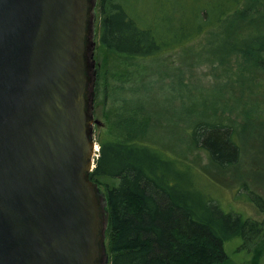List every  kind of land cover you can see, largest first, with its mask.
I'll return each instance as SVG.
<instances>
[{
  "label": "water",
  "instance_id": "95a60500",
  "mask_svg": "<svg viewBox=\"0 0 264 264\" xmlns=\"http://www.w3.org/2000/svg\"><path fill=\"white\" fill-rule=\"evenodd\" d=\"M97 0H0V264H109L94 168Z\"/></svg>",
  "mask_w": 264,
  "mask_h": 264
},
{
  "label": "trees",
  "instance_id": "16d2710c",
  "mask_svg": "<svg viewBox=\"0 0 264 264\" xmlns=\"http://www.w3.org/2000/svg\"><path fill=\"white\" fill-rule=\"evenodd\" d=\"M178 3L175 40L159 36L157 23L143 26L131 18L123 0H99L100 46L118 56L146 58L214 32L226 36L218 49L239 53L264 81V0H204L189 7L188 16ZM225 128L202 122L192 129L194 147L217 168L239 155L235 132ZM97 143L89 178L107 200L109 264H236L223 249L234 238L247 254L242 264H264V223L222 212L198 185L191 165L144 142L138 130L123 137L100 133Z\"/></svg>",
  "mask_w": 264,
  "mask_h": 264
},
{
  "label": "rangeland",
  "instance_id": "374dc122",
  "mask_svg": "<svg viewBox=\"0 0 264 264\" xmlns=\"http://www.w3.org/2000/svg\"><path fill=\"white\" fill-rule=\"evenodd\" d=\"M178 1L188 16L189 7H201L204 0H196V4L194 0H172L168 4L163 0H123V3L128 15L139 19L141 25L157 23L159 36L176 40ZM98 2L92 29L97 72L92 109L97 121L92 127L97 147L94 162L100 133L123 137L127 131L138 130L144 142H151L191 165L199 176L198 185L222 212L264 223L262 76L249 69L239 53L218 49L226 36L214 32L146 58L108 53L100 46ZM161 16L164 19L160 20ZM202 122L227 125V132H235L233 142L239 155L233 164L214 167L207 154L194 147L192 129ZM240 245V238L223 245L236 264L247 259Z\"/></svg>",
  "mask_w": 264,
  "mask_h": 264
},
{
  "label": "flooded vegetation",
  "instance_id": "af4514ba",
  "mask_svg": "<svg viewBox=\"0 0 264 264\" xmlns=\"http://www.w3.org/2000/svg\"><path fill=\"white\" fill-rule=\"evenodd\" d=\"M98 1V0H97ZM97 1H96V3H97ZM97 5V4H96ZM96 8V7H95Z\"/></svg>",
  "mask_w": 264,
  "mask_h": 264
}]
</instances>
